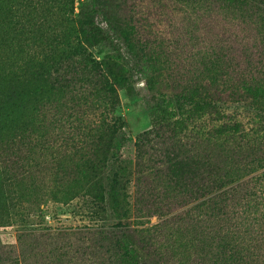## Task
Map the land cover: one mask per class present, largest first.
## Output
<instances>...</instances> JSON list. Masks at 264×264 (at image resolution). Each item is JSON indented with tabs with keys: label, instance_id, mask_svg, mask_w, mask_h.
I'll return each mask as SVG.
<instances>
[{
	"label": "rangeland",
	"instance_id": "1",
	"mask_svg": "<svg viewBox=\"0 0 264 264\" xmlns=\"http://www.w3.org/2000/svg\"><path fill=\"white\" fill-rule=\"evenodd\" d=\"M104 5L0 0V127L17 132L24 149L43 151L50 168H34L39 177L32 190L54 192L29 210L26 183L0 171V264H132L144 261L137 246L143 235L162 247L169 235L176 245L191 238L189 209L183 233L178 221L163 225L168 212H182L180 192L166 182L192 170L196 156L204 154L198 140L208 123L174 134L171 124L181 116L174 96L216 49L258 57L255 15L242 20L211 0H114L106 20ZM15 12L17 37L9 24ZM90 19L111 36L115 50L93 37ZM71 61L85 68L73 79L87 89L72 100L81 109L68 111L52 128L42 126L43 106L55 105L59 116L65 110L64 93L48 79ZM223 110L251 115L235 106ZM116 140L122 147L114 155ZM89 150L94 157L84 161ZM71 168L76 175L69 179ZM125 250L131 258H124Z\"/></svg>",
	"mask_w": 264,
	"mask_h": 264
},
{
	"label": "trees",
	"instance_id": "2",
	"mask_svg": "<svg viewBox=\"0 0 264 264\" xmlns=\"http://www.w3.org/2000/svg\"><path fill=\"white\" fill-rule=\"evenodd\" d=\"M104 1V18L108 20L114 0ZM211 1L219 7L234 10L242 20L255 15L258 57H253L254 53L250 52L242 58V51L233 55L226 48L216 49L198 75L174 96L176 108L181 112L171 124L174 134L188 132L190 125L199 121L208 123L204 138L198 140L204 154L196 156L192 170L173 175L170 182H166L167 186L180 192L182 212L172 216V212H168L164 215L163 225L166 228L178 221L182 224L178 232L183 233L189 209L194 214L186 228L191 238L176 245L172 242L173 235H169L170 240L162 247L152 240L154 236L144 237L141 232L143 238L135 246L137 244L142 255L145 252L144 261L139 262L136 258L132 264H264V0ZM92 10L97 12L94 5ZM12 19L10 35L17 37V12ZM87 23L95 39L116 49L111 36L93 19ZM84 69V65L71 61L49 75L48 83L64 93L65 110L59 116L53 108L59 114L61 111L55 105L53 108L43 106L38 120L42 126L54 127L52 122L62 119L68 111L79 113L81 104L72 100L83 97L78 93L82 89L73 79ZM107 88L114 91L112 87ZM82 93H87L85 87ZM225 106H235L237 111L245 108L251 115L246 118L243 112L230 114L223 110ZM19 138L17 132H4L0 127V171H5L16 182L26 183L27 199L33 200L28 207L33 211L38 209L34 204L37 198L54 194L51 190L44 192L42 188L38 192L32 190L33 182L39 177L36 169L41 165L49 171L50 166L46 165L43 151L39 155L30 146L24 149ZM99 139L100 135L94 141L96 147ZM141 143L140 138L135 140V145ZM121 147V141L116 140L114 155ZM93 153L94 150L86 152L84 161H90ZM65 175L70 179L76 171L71 168ZM47 179L49 175L43 182ZM156 227H160V223ZM146 245L151 251H147ZM195 248L198 254L193 260ZM123 254L124 258H131L129 250ZM176 255L181 260H174ZM92 263L93 260H87V264Z\"/></svg>",
	"mask_w": 264,
	"mask_h": 264
}]
</instances>
